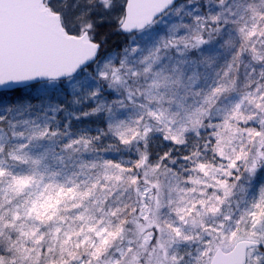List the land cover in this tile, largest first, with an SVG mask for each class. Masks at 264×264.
I'll use <instances>...</instances> for the list:
<instances>
[{"label": "snow or ice", "instance_id": "obj_1", "mask_svg": "<svg viewBox=\"0 0 264 264\" xmlns=\"http://www.w3.org/2000/svg\"><path fill=\"white\" fill-rule=\"evenodd\" d=\"M48 8L76 53L0 92V264H264V0Z\"/></svg>", "mask_w": 264, "mask_h": 264}, {"label": "water", "instance_id": "obj_2", "mask_svg": "<svg viewBox=\"0 0 264 264\" xmlns=\"http://www.w3.org/2000/svg\"><path fill=\"white\" fill-rule=\"evenodd\" d=\"M45 0H0V92L25 88L13 77L37 65L56 61L75 49L58 41L59 22Z\"/></svg>", "mask_w": 264, "mask_h": 264}, {"label": "rangeland", "instance_id": "obj_3", "mask_svg": "<svg viewBox=\"0 0 264 264\" xmlns=\"http://www.w3.org/2000/svg\"><path fill=\"white\" fill-rule=\"evenodd\" d=\"M47 2H48V0H47ZM65 2H66V4H67L68 8H72L73 4L75 3V0H56V3H57L58 6H59V5H62V4L65 3ZM170 20H171V16H170V15H165L164 18L160 21V25H159V26H160V27H163L164 24H165L166 22L170 21ZM6 99H7L8 102H9V97H8V96L6 97ZM18 99L25 100V101L31 103V104L34 105V106L37 105V104H39V103L41 102V101L38 100V99H33V98H30V97H22V98L18 97ZM18 99H17V98H13L11 103H15ZM2 106H3V105H0V107H2ZM107 143H112V141H111V140H108ZM170 147H171V149H172V146H170ZM175 148H176V151H177V154H178V155H179V154H182L183 151H184V149L181 148V147H179V146H176ZM116 150H117V149H116ZM133 150L135 151V149H133ZM57 152H59V151H57ZM114 152H115V149H111V150H109V153H110V154H106V155H107V156L112 155V154H114ZM121 152H122V154H123V153L126 152V151H121ZM93 157H94V156H93L92 154H90V153H83L82 155H81V154H78L75 160H69V161H67V163H68V165H69V169H70V170H73V169L78 170V169H79V163H80L81 160H91V159H94ZM113 195H114V196H116V195L124 196L125 193L122 192V191L116 190V191L113 193Z\"/></svg>", "mask_w": 264, "mask_h": 264}, {"label": "trees", "instance_id": "obj_4", "mask_svg": "<svg viewBox=\"0 0 264 264\" xmlns=\"http://www.w3.org/2000/svg\"><path fill=\"white\" fill-rule=\"evenodd\" d=\"M103 35V32L101 31L100 33H98V38L99 36ZM119 42V37L115 34H110L109 35V38H108V44L109 45H114L115 43H118ZM4 93H8V97H9V102L11 103L12 102V99L13 98H17L15 95H13L12 93L13 92H4ZM108 140H105V145H107L108 143ZM165 147H169V150H172L170 146H166L162 141H160L159 139L155 140L153 142V145H152V151L154 154H157L159 152H161ZM56 151H60V148H59V145L56 146ZM175 151H176V148H175ZM134 150H132L131 153L129 152H124L122 154V152L120 150H116L115 149V152L114 154L112 155H109L108 157L109 158H112V159H115L117 161H119L121 158L125 159V160H130L133 156H134ZM177 152V151H176ZM92 154L94 157V159L96 158L97 155H106V154H110L109 151L107 153H104V152H101V153H90ZM155 158V156H154Z\"/></svg>", "mask_w": 264, "mask_h": 264}]
</instances>
